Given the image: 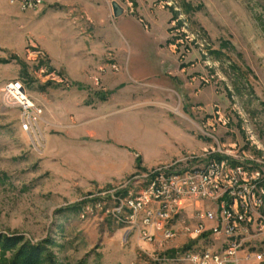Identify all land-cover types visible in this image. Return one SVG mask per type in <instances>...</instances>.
<instances>
[{
  "label": "rangeland",
  "instance_id": "374dc122",
  "mask_svg": "<svg viewBox=\"0 0 264 264\" xmlns=\"http://www.w3.org/2000/svg\"><path fill=\"white\" fill-rule=\"evenodd\" d=\"M15 80L42 109L37 133L1 106ZM228 154L264 175V0H46L26 12L0 0V235L47 249L41 264H156L187 249L199 237L188 215L166 238L113 209L159 168ZM250 240L264 254V233Z\"/></svg>",
  "mask_w": 264,
  "mask_h": 264
},
{
  "label": "built area",
  "instance_id": "2783aa9c",
  "mask_svg": "<svg viewBox=\"0 0 264 264\" xmlns=\"http://www.w3.org/2000/svg\"><path fill=\"white\" fill-rule=\"evenodd\" d=\"M8 2L26 12L40 8L46 0ZM6 86L4 102L20 110V123H26L29 133H37L42 109L34 103L32 115L22 116L25 101L20 84L15 80ZM222 157H237V164L220 165L217 158L209 160L207 164H217V172L212 177H204L207 164L181 172L159 168L146 175L149 183L155 184V191L140 192L134 202L120 200L113 209L119 220L129 210L127 217L131 222L143 213V225L166 238L172 235L176 218L190 217L188 227H193L199 237L187 249L177 251L173 256L157 255L156 264H249L251 260L263 259V252L247 247L246 242L264 233V216L261 214L264 175L251 170L252 165L235 154ZM225 171H232V179H225ZM255 174L259 177L256 178ZM207 199L215 204L214 208L200 207V201ZM188 207H192L190 214ZM144 235L148 234L144 232ZM148 237L149 241L154 240L150 235ZM225 237H232V245H225ZM203 240L210 241L211 247H201ZM215 249H224V257H216Z\"/></svg>",
  "mask_w": 264,
  "mask_h": 264
},
{
  "label": "trees",
  "instance_id": "16d2710c",
  "mask_svg": "<svg viewBox=\"0 0 264 264\" xmlns=\"http://www.w3.org/2000/svg\"><path fill=\"white\" fill-rule=\"evenodd\" d=\"M16 249L17 252L9 264H41L45 260L52 262L47 249L41 245L24 242L22 237L0 235V255Z\"/></svg>",
  "mask_w": 264,
  "mask_h": 264
},
{
  "label": "bare ground",
  "instance_id": "6f19581e",
  "mask_svg": "<svg viewBox=\"0 0 264 264\" xmlns=\"http://www.w3.org/2000/svg\"><path fill=\"white\" fill-rule=\"evenodd\" d=\"M18 84H20V86H21V95H22L23 101H25V107L21 108V115L22 116L32 115L34 102L29 97L27 90H26L25 86L22 84V82L18 81ZM5 94H7V86H5V90L3 91V95H2V99H1L2 108L13 109L12 107H9L7 103L4 102L3 97ZM29 111L31 113H29ZM20 125H21V128L23 131L29 132V130H27L26 123H20ZM227 158L225 159L226 161L222 160V159L217 160V164L231 165L229 163V160H227ZM229 159L231 160V158H229ZM217 164H208L206 167H204V177H212V174L217 172ZM148 179H149V177H148ZM225 179H232V171H225ZM148 184H149L148 191H155V184L154 183H148ZM261 214H262V216H264V192H261ZM225 245H232V237H225ZM215 256L216 257H224V249L215 250Z\"/></svg>",
  "mask_w": 264,
  "mask_h": 264
},
{
  "label": "water",
  "instance_id": "95a60500",
  "mask_svg": "<svg viewBox=\"0 0 264 264\" xmlns=\"http://www.w3.org/2000/svg\"><path fill=\"white\" fill-rule=\"evenodd\" d=\"M113 9L116 17H120L124 13L123 8H121L118 3H113Z\"/></svg>",
  "mask_w": 264,
  "mask_h": 264
}]
</instances>
